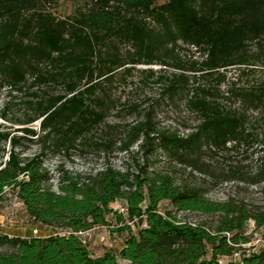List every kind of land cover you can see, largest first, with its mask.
I'll list each match as a JSON object with an SVG mask.
<instances>
[{
	"label": "trees",
	"instance_id": "1",
	"mask_svg": "<svg viewBox=\"0 0 264 264\" xmlns=\"http://www.w3.org/2000/svg\"><path fill=\"white\" fill-rule=\"evenodd\" d=\"M60 1L0 0V91L25 96L22 116L9 117L13 97L0 112L10 124L0 123V197L8 189L33 223L62 232L1 234L0 264H264V204L207 196L225 179L264 198V0H68L73 11L57 17ZM136 66L161 67L137 70L159 92L146 104L121 103L114 89ZM162 105L185 109L193 126L187 120L182 134L163 127ZM125 111L133 124H108ZM23 141L39 143V153L19 150ZM87 146L130 157L135 148L161 151L171 166L62 171L54 188L44 153ZM251 153L252 166L234 157ZM163 202L175 212H160ZM176 212L214 220L188 222ZM109 217L113 232L128 236L118 252L93 256L77 234L110 226ZM250 222L262 244L246 251Z\"/></svg>",
	"mask_w": 264,
	"mask_h": 264
},
{
	"label": "rangeland",
	"instance_id": "2",
	"mask_svg": "<svg viewBox=\"0 0 264 264\" xmlns=\"http://www.w3.org/2000/svg\"><path fill=\"white\" fill-rule=\"evenodd\" d=\"M167 0H158L157 4H163ZM73 3L68 0H61L56 6L52 8V12L57 17H66L73 11ZM188 58H197L199 55L195 54L193 51L184 50L182 52ZM152 68L154 70H159V66H136V70L131 72V75L127 77V83H120L114 89V93L117 97L121 98V103L124 102H136L141 104H146L149 98H152L158 94V90L149 83V85L143 86L139 81V74L137 70ZM232 73V72H231ZM229 73L228 77L232 74ZM13 97L14 106L9 113L10 118H18L24 114L25 96L21 94H8L4 89L0 91V112L2 111V106L9 99ZM159 122L165 128H169L172 131L178 132L180 134L185 132V126H193L194 118L189 115L185 109L180 108V110L175 111L168 105H162L159 109ZM136 115L129 113L127 111L116 114L111 113L107 122L111 125H128L135 122ZM0 123H3L6 127H9V123H5L0 119ZM39 122H36L33 127L37 129ZM21 126L13 125V130L20 128ZM20 135V134H19ZM100 133H97L98 136ZM41 145L37 142H27L23 141L19 145V150H24L27 155H33L39 153ZM9 145L7 143L6 149L8 150ZM256 152V151H254ZM133 157L126 155L125 153H120L116 149L105 152L102 149H98L95 146H87L81 151L80 149L70 152L68 155L65 154H49L44 153L43 160L44 166L49 171L52 181L51 184L56 188L58 184V176L62 171L68 173H80L87 174L90 172H95L103 168L105 165L110 164L113 168L117 170L124 169H137L138 165H145L149 172H154L156 170L168 169L170 168V162L168 158L161 152L157 151L153 154H145L137 152L134 149ZM246 159L243 154H240L236 160H243L246 165H254L257 159V153H251ZM6 160V156H2L0 152V163ZM189 172V170H187ZM179 175L183 173L178 171ZM194 176L202 178L198 173H193ZM207 196L214 201H222L229 197H239L246 201L256 204L263 205L264 198L257 187L248 186L245 184H237L234 182L226 181L225 179L218 181L214 186L208 187ZM114 210H118L120 213H125L123 202H118L113 205ZM123 210V211H122ZM166 210H173L168 202H163L160 204L159 211L164 213ZM178 213V212H176ZM179 218L186 220L188 222H212L214 219L212 217L204 216L198 213H178ZM111 223L108 227H94L87 235L82 236V239L86 241V245L93 256H101L104 251L110 249L118 252L124 244L128 233L118 234L113 232L118 228V224L111 218H108ZM133 232H136V228L132 227ZM54 233H62L59 230H54L51 228H46L33 223V221L27 216L23 205L21 202L11 193L8 189L0 197V235L6 234L9 236L17 237H46ZM246 236L250 238V243L245 245L243 248L246 251H253L260 248L261 233L255 229L253 222H250L246 228ZM233 259H238V255H235ZM229 258L222 259L220 264H227Z\"/></svg>",
	"mask_w": 264,
	"mask_h": 264
},
{
	"label": "built area",
	"instance_id": "3",
	"mask_svg": "<svg viewBox=\"0 0 264 264\" xmlns=\"http://www.w3.org/2000/svg\"><path fill=\"white\" fill-rule=\"evenodd\" d=\"M123 211V210H122ZM91 231V230H90ZM90 231H87V232H80V233H78L77 235L80 237V239L82 240V242L84 243V244H86V241L84 240V239H82V236H84V235H87Z\"/></svg>",
	"mask_w": 264,
	"mask_h": 264
},
{
	"label": "crops",
	"instance_id": "4",
	"mask_svg": "<svg viewBox=\"0 0 264 264\" xmlns=\"http://www.w3.org/2000/svg\"><path fill=\"white\" fill-rule=\"evenodd\" d=\"M47 228V227H46Z\"/></svg>",
	"mask_w": 264,
	"mask_h": 264
}]
</instances>
